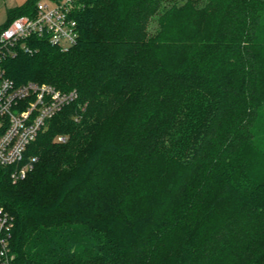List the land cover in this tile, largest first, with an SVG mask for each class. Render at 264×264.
Masks as SVG:
<instances>
[{
  "label": "trees",
  "instance_id": "trees-1",
  "mask_svg": "<svg viewBox=\"0 0 264 264\" xmlns=\"http://www.w3.org/2000/svg\"><path fill=\"white\" fill-rule=\"evenodd\" d=\"M37 1L9 8L0 31ZM72 9L75 45L27 39L1 61L16 85L77 93L28 146L24 179L0 166L13 262L264 264V153L259 166L251 156L264 0Z\"/></svg>",
  "mask_w": 264,
  "mask_h": 264
},
{
  "label": "built area",
  "instance_id": "built-area-1",
  "mask_svg": "<svg viewBox=\"0 0 264 264\" xmlns=\"http://www.w3.org/2000/svg\"><path fill=\"white\" fill-rule=\"evenodd\" d=\"M76 1L53 0L49 5L38 0L33 14L15 18L0 31V166L11 168L13 182L24 179L36 160L26 156L28 146L77 93L35 82L16 85L5 75L1 61L27 39H45L61 50L75 45L79 30L72 7ZM21 48L30 53L24 43ZM58 141L65 140L59 137ZM11 226V218L0 207V264H15L9 247Z\"/></svg>",
  "mask_w": 264,
  "mask_h": 264
},
{
  "label": "rangeland",
  "instance_id": "rangeland-1",
  "mask_svg": "<svg viewBox=\"0 0 264 264\" xmlns=\"http://www.w3.org/2000/svg\"><path fill=\"white\" fill-rule=\"evenodd\" d=\"M43 3L51 5L53 0H40ZM25 0H0V25L4 24L7 20V10L16 6L23 4ZM260 126H264V118L259 122ZM264 153V133L259 131L257 134L253 147L251 156L254 158L253 162L255 165L259 166L263 162Z\"/></svg>",
  "mask_w": 264,
  "mask_h": 264
}]
</instances>
